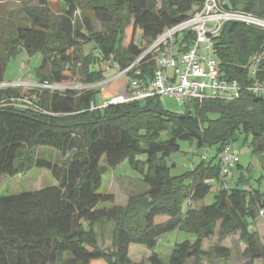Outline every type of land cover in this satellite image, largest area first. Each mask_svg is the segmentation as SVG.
I'll return each instance as SVG.
<instances>
[{
    "label": "trees",
    "instance_id": "1",
    "mask_svg": "<svg viewBox=\"0 0 264 264\" xmlns=\"http://www.w3.org/2000/svg\"><path fill=\"white\" fill-rule=\"evenodd\" d=\"M62 1L64 13L56 21L47 8L49 0H39L41 10L27 11L29 26L18 28L4 43L0 40V85L9 57L20 48L43 56L35 72L37 85L64 84L76 70L85 85L99 83L103 78L97 65L111 62L124 70L205 0ZM224 9L264 20V0H227ZM192 38L183 33L177 41L186 48ZM88 45L97 50L96 56L82 55ZM212 52L225 80L242 87L264 81V31L226 23L213 38ZM156 55L149 53L140 61L139 79L153 76ZM256 55L262 61L251 77L250 59ZM95 93L35 86L24 95L12 86L0 89V179L40 168L55 182L0 198V264H134L129 256L138 251L150 252L142 264H164L157 242L175 230L195 240L174 245L167 264H201L206 255L217 264H230L229 248L215 246L209 254L202 250L203 242L216 235L219 241L239 236L245 247L241 264H264V243L253 230L264 209V191L251 185L239 160L232 169L239 174L237 181L224 188L219 159L226 146L242 138L241 146L264 162V97L244 91L233 101H188V111L177 114L165 110L159 98L96 108ZM21 99L34 108L10 103ZM181 141L215 147L216 155L172 176L166 160L180 151ZM38 148L52 149L59 158L52 162L35 157ZM124 162L140 175L146 190L120 207L114 205L113 195L96 192L101 176ZM213 184L221 189L212 204L193 208ZM187 200L189 207L182 211ZM100 203L108 207L97 209ZM101 226L111 228L106 250L98 242L96 229Z\"/></svg>",
    "mask_w": 264,
    "mask_h": 264
},
{
    "label": "rangeland",
    "instance_id": "2",
    "mask_svg": "<svg viewBox=\"0 0 264 264\" xmlns=\"http://www.w3.org/2000/svg\"><path fill=\"white\" fill-rule=\"evenodd\" d=\"M39 0H0V40L4 43L6 40H10L15 35L18 28H24L29 26V15L27 11L41 10ZM50 16L53 21H56L64 13L65 3L62 0H49L47 6ZM77 18L81 19L82 15L78 11ZM94 26L97 30H101L99 23L94 22ZM82 55H94L96 56L97 50L93 46H83L81 49ZM43 56L41 53L29 54L24 48H20L15 56H11L8 59L4 74L3 83L0 85V89L5 87L17 88L22 94L27 95L38 83L35 72L40 68L42 64ZM97 70H102L103 80L93 85H85L79 75V71L76 70V75L69 82L61 84L57 92L75 91L81 92L86 89H93L96 91L94 103L96 108H102L104 101H107L116 96L127 95V78L117 77L118 71L111 68L104 62L97 65ZM44 72L48 71V66L44 67ZM117 77V78H116ZM108 81V82H107ZM105 83L102 84L101 83ZM159 102L162 107L172 113L182 114L188 111L187 106H180L177 101L169 97L159 98ZM188 105V101L185 102ZM166 139V135H163ZM242 139V138H241ZM239 140L237 143L231 144L232 152L238 156L239 164L244 168V175L251 179V185L260 188L264 191V162L260 158L255 157L250 153V149L247 146H241L243 140ZM180 151L172 154L166 163L171 167V175L178 176L190 171L200 160L210 159L216 155L215 147L197 148L195 142L181 141L179 143ZM35 157H40L47 161L54 162L56 158H59V154L48 148H38L34 153ZM247 170H250L247 172ZM238 172L231 170L226 177L225 182L229 187L233 186L234 181L238 179ZM140 177L139 174L134 172L128 166L127 162L120 164L118 167L110 172H107L101 176V185L97 190L98 195H113L114 205L125 206L127 197L134 191H137L129 180ZM141 178V177H140ZM261 179V183H260ZM130 182V184H129ZM54 183V179L50 173L40 168H32L25 174L17 175L15 177H1L0 179V198L11 197L22 193H28L39 189H45L51 187ZM129 184V185H128ZM221 189V185L213 184V189L205 198L197 203H192L193 208H200V206H208L212 204L217 190ZM189 200L184 202L182 211H185L189 207ZM107 204L100 203L97 209L107 208ZM110 227H98L96 229L98 234V242L102 249L106 250L111 244ZM253 230L258 234L261 241L264 243V218H257ZM217 232V230H216ZM186 233L178 230L172 231L163 235L157 242L156 251L160 255L164 264L168 263L170 250L174 247L175 243H181L187 238ZM239 236L234 235L227 237L222 241H219L217 235L204 241L203 250L207 254L215 246H228L232 251V258L230 264H241V250L244 246L239 242ZM225 241V242H224ZM138 248V247H135ZM143 248V247H140ZM145 251V249H142ZM147 251L133 252L130 255L134 264H142L147 259ZM212 256H204L201 260V264H209V260ZM192 264V261H190ZM256 264H260L259 261Z\"/></svg>",
    "mask_w": 264,
    "mask_h": 264
},
{
    "label": "built area",
    "instance_id": "3",
    "mask_svg": "<svg viewBox=\"0 0 264 264\" xmlns=\"http://www.w3.org/2000/svg\"><path fill=\"white\" fill-rule=\"evenodd\" d=\"M226 3L227 0H205L200 7L193 8L186 20L165 30L147 47L142 56L124 70L108 62V66L118 71L117 77L127 78V95L104 101L102 108L161 97L173 98L180 106H184L186 101L197 104L213 99L233 101L238 100L244 91L264 97V81H255L248 87H242L236 81L222 78L218 70V62L212 52L213 38L226 23H238L264 31L263 19L242 12L227 11L224 9ZM183 33L193 35L186 48L181 41H177ZM153 52H157L153 76L150 79H139L140 61L145 55ZM261 61L262 58L258 55L251 57V77L256 76ZM105 83L102 82L101 85ZM59 86L36 85L49 90H58ZM10 103L34 108L27 99L11 100ZM219 159L222 185L227 188L225 179L239 159L232 152L231 145L222 150ZM258 218H264V209L259 211Z\"/></svg>",
    "mask_w": 264,
    "mask_h": 264
},
{
    "label": "crops",
    "instance_id": "4",
    "mask_svg": "<svg viewBox=\"0 0 264 264\" xmlns=\"http://www.w3.org/2000/svg\"><path fill=\"white\" fill-rule=\"evenodd\" d=\"M130 182H132L131 184L135 187V189L137 190V191H134V193H131L130 195H129V197H132V196H135V195H137V194H140V193H142V192H144L145 190H146V186L142 183V181H141V178L140 177H137L136 179H131V180H129ZM130 182H129V184H130ZM128 184V185H129ZM52 185H55V182L52 184ZM129 197H127V200L126 201H128V199H129ZM126 204H127V202H126ZM202 206H204V205H202ZM202 206H200V207H202ZM120 207H124V206H120ZM187 235H189V236H187V238L186 239H184V241L183 242H185V241H188V242H194V240H195V236L194 235H191V234H187ZM232 237V236H231ZM229 238V237H228ZM206 241V240H205ZM225 242V241H224ZM182 243V242H181ZM176 244H179V243H175V245ZM203 244H204V242H203ZM241 245L242 246H244L242 243H241ZM221 247H224V248H229L228 246H226V245H222ZM244 248L245 247H243V249L241 250V252L244 250ZM230 249V248H229ZM202 250H203V245H202ZM204 252H206L205 250H203ZM149 254H150V252L149 251H147V258H148V256H149ZM129 258L131 259V257L129 256ZM132 261V260H131ZM133 262V261H132ZM207 262L208 261H206L205 263H203V264H207ZM257 262V261H256ZM256 262L254 263V264H256ZM260 262V261H259ZM134 263V262H133ZM209 264H217V262L215 261V259H214V257L212 256V258L209 260ZM260 264H262L261 262H260Z\"/></svg>",
    "mask_w": 264,
    "mask_h": 264
}]
</instances>
